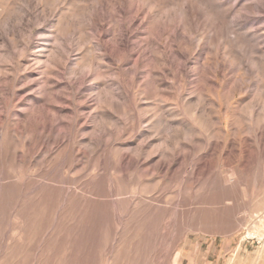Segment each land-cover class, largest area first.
Instances as JSON below:
<instances>
[{"label": "rangeland", "instance_id": "rangeland-1", "mask_svg": "<svg viewBox=\"0 0 264 264\" xmlns=\"http://www.w3.org/2000/svg\"><path fill=\"white\" fill-rule=\"evenodd\" d=\"M119 5L132 9L124 29L138 32L139 70L164 72L159 89L130 78L132 58L106 60L95 40L100 25L113 42ZM175 23L184 74L165 64V34L161 46L139 44ZM9 27L16 51L25 39L31 47L0 104V264H264V0H0V32ZM60 34L74 35L72 67L98 61L106 77L79 92L67 74L73 89L61 95L77 120L66 130L55 116L45 130L28 94L52 95L29 75L32 52ZM9 59L0 53L1 65ZM106 83L126 91L104 118L93 105Z\"/></svg>", "mask_w": 264, "mask_h": 264}, {"label": "bare ground", "instance_id": "bare-ground-1", "mask_svg": "<svg viewBox=\"0 0 264 264\" xmlns=\"http://www.w3.org/2000/svg\"><path fill=\"white\" fill-rule=\"evenodd\" d=\"M139 6L140 5H137V7H139ZM27 7H29V6H27ZM117 10L120 13V21H121V26H120L119 31L117 30L118 31L117 35H115L113 37L112 43L102 42L101 39H102L103 35H106V32L103 30L102 26L97 25V27H96L97 39H95V40H97L98 46H100L101 50L106 52L104 54L106 60L111 59L112 55L115 51H117L119 53V55L121 56V58L119 57V59H122L123 57L132 58L133 66L128 69L129 73L131 74L130 78L134 79L136 77L138 78L141 76L142 78L145 79V82L147 84L152 86L154 89H159L161 82L163 80L162 77H163L164 72H162L156 66L152 67V68H148L145 66V67H143L142 71L139 70L140 56L138 55V52H137V54L135 52L136 48H135V45H134L135 43L133 40L135 37H137L138 32H132V31H128V30L124 29V25H125L124 23L127 22L126 19H128V17H130L129 15L132 11L131 7H128L126 5H119ZM138 11H139V9H138ZM241 11H243V9ZM103 17H101V19H104ZM130 20L133 22L135 20V17L134 16L131 17ZM248 21L254 22L255 19L250 17V18H248ZM139 22H140V20H139ZM168 24H169V22H168ZM94 25H96V24L94 23ZM28 26H29L28 27L29 29L27 30V33H28L27 35H28V38H31L34 35L32 32L33 20H29ZM15 27H9L6 29V32H0V53L5 54L10 58L8 63H5L3 65L0 64V104H3L5 99H8L9 97L11 98V93L9 91L10 90L9 84L14 81V74H15L14 68H15V65H17V63H19L18 52L21 51V54H22L23 52H27L31 47V44L27 41V39H25V41H23L21 43L20 50L19 49H18L19 51H16L17 49L15 50L14 41L12 40L11 37H9L11 34H18L19 33V31ZM169 27H170L169 25L168 26L167 25L160 26V28H158L159 33L157 34L156 37L152 38L151 41L149 39H144V40L142 39L139 42V44L145 43L144 47L147 50H149V48H150L149 47L150 43L153 45L161 46L160 44H162L161 42H162V40H164L163 35L165 34L166 39L168 40L167 44L165 46H163V49H162V53H163V56L165 59V64H167L169 71H171L170 66H173L174 68H181V72L184 74L186 71L188 58L182 53H176L173 49L175 42H177L176 39L180 36V30L182 28H181L180 24H176V23L174 26H172L171 29ZM73 36L72 35L66 36L64 34H60L58 39L56 38L57 41L60 42L59 45L57 43V45L52 46L53 48L49 50V49L44 48V47H48L44 43L43 44L37 43V45H36L37 49L32 52V57H33L32 60L35 62L34 65H36L37 68L34 70V72H30L29 75L30 76L38 75V77H36L34 80L36 83H40V87L38 88L39 91H37L39 94H44V95L47 94L48 96L52 95L51 100L45 99L43 102H40V100H41L40 96H37L34 93L28 94V99H29V101H31L30 106L32 108L35 107L37 112L40 113L37 116H41L42 119L46 120L42 124V127L45 130H47V129L51 130V128L54 125L52 122L53 121L52 117H55V116L59 117L56 119V120H59L58 124L60 126H63L64 129H66V130H69L72 123L77 120V116H78L77 108L76 109L71 108V105H74V103H73L74 101L69 102L65 97H62V95H61L62 88L66 89L67 91H71L73 89L72 84L65 80L67 74H71V75L74 74V75H76V77H78L77 91H79V92L87 91L88 89H92L96 86V83L86 84V80L88 78H98L99 79L102 76L106 77L105 76L106 71L102 70L103 68L101 69V66H100L98 61H93V62H90L87 64H78L77 63L75 65V67L71 66L72 62H73L71 54L74 51L73 45L75 43ZM244 36H245V34H244ZM44 40H46V39L44 38ZM179 42H180V40H179ZM255 42H257V41H255ZM187 43L190 45L192 43L191 39H187ZM63 46H65V49L63 48ZM254 46H256V44H254ZM142 47H143V45H142ZM144 47H143V49H144ZM46 52H49V54L45 55ZM148 56H150V55H148ZM95 58H94V60H95ZM177 58H181L182 60L181 61L178 60V61H180L178 63ZM105 59H102V60H105ZM152 59H154V57L150 56V58H149L150 62L149 63H151L153 61ZM157 60H160V59H157ZM257 60L258 59H256V61ZM257 62H259V61H257ZM262 63H264V62H262ZM255 65H256V63H255ZM258 65H259V63H258ZM260 65H261V63H260ZM166 70H168V69H166ZM176 71H177V69H176ZM59 87H61V88H59ZM109 87H110L109 84L106 83L105 88L103 87L104 89L99 91L98 94L96 95V99L94 100L95 102L93 105V106H96L95 107L96 111L99 109L103 110L102 116L104 118H106L107 116L110 115L111 112L108 110H110L109 108L111 105H113L115 103L118 104V103L124 102V96L123 95H124V91H126V90H124L125 88L123 85H120L116 89H112V88L110 89ZM86 97H87L88 101L92 100L91 94L86 95ZM164 100H166V98ZM82 103H83V101L80 100L77 107H81ZM66 104H68V105H66ZM22 110L24 112L27 109L24 108ZM6 115H7V111L3 108V106L0 107V121H2L3 118L7 117ZM17 115L19 116L17 119L21 123L23 121H25L26 117L23 113H18ZM94 115L95 114H90L89 117H93ZM169 119H171V118H169ZM169 123H172V122L170 120H167V124H169ZM100 132L101 133L103 132L107 135L112 134L111 129L110 128L108 129V127L104 130L103 129L100 130ZM66 133H68V131H66ZM87 140H89V142H92V139H87ZM146 145H147L146 140H144V143L141 145V147L142 146L145 147ZM138 149H140V147ZM151 155L154 156V153L151 152L149 156H151ZM148 158H150V157H148Z\"/></svg>", "mask_w": 264, "mask_h": 264}]
</instances>
